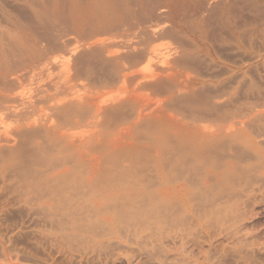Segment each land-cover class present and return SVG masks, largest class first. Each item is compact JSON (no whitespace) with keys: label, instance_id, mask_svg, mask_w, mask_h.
<instances>
[{"label":"bare ground","instance_id":"bare-ground-1","mask_svg":"<svg viewBox=\"0 0 264 264\" xmlns=\"http://www.w3.org/2000/svg\"><path fill=\"white\" fill-rule=\"evenodd\" d=\"M117 6L109 18L86 25L93 33L84 35L89 53L79 57L97 61L126 87L117 95L75 90L79 78L93 74L83 63L39 80L33 95L14 103L5 86L17 82L19 71L1 68L0 121L5 114L15 124L9 138H0V210L13 195L39 221L25 231L0 226L1 260L228 264L231 253L233 264H254L255 252L264 254V230L255 223L264 211V116L252 115L253 105L251 114L235 104L241 115L228 106L224 73L243 84L248 59L227 62L216 44L245 55L247 41L263 30L246 32L236 22V0H119ZM213 19L225 36H211ZM111 32L116 50L107 41L114 39L99 36ZM159 36L172 37L174 47L153 46ZM199 57L223 73H200ZM42 107L47 114H38Z\"/></svg>","mask_w":264,"mask_h":264},{"label":"rangeland","instance_id":"rangeland-1","mask_svg":"<svg viewBox=\"0 0 264 264\" xmlns=\"http://www.w3.org/2000/svg\"><path fill=\"white\" fill-rule=\"evenodd\" d=\"M95 1L94 0L93 1L92 0H0V71H2L4 68L5 69L7 68L6 71H9L10 73L13 71L17 73L19 71L17 73V75H19L17 82L15 80H11L12 84L10 82L9 85L6 84L5 86L6 90L8 91L13 90L12 92L10 91L11 93H13V95L10 93L12 96L15 97L17 96L16 98L15 97L13 98V100H15L14 103H16L17 101L16 99H18L19 101H23V98H25L26 100L27 99L26 97L33 95L36 91L34 88H37L36 84L38 83L39 80L41 82V80L45 81V79L47 80L48 78H52V77L55 78L56 76L65 74L67 71H70V73H72L76 67L75 66L76 64L81 65L83 63L91 66L93 70V74L89 78H79L75 82L77 84L76 88H74L75 90H79V91L87 90L90 92H94V95H96L95 92H97V94L112 93L114 95H117L123 90V88H126L122 86L119 81H115L112 75H109V73L105 71L102 72L101 70H99L100 66H98L97 61L93 60L90 62L83 60L82 63H79L80 62L79 57L82 55L85 56L87 55V53H89V50L86 49L85 46H83L85 43L90 41L88 39H85V36H87L88 33H92L90 32L88 27H86V25L88 26L89 22L93 23L97 21L98 19H100V16L101 19L104 17L109 18V16L106 15L115 12L116 9L118 8L117 4L119 2V0H111V1L95 0ZM228 1L229 0H218V2H220L221 4L227 3ZM213 5L215 4L213 3ZM110 8H112V10ZM89 14L91 15V17ZM70 16L73 18V21L70 18ZM83 16L86 18H84ZM80 17L83 19H81ZM234 19L236 20L237 23L240 24V26L245 27L244 29H246V32L247 31L250 32L251 30L255 31L256 29H258V30H263V35L259 33L257 36H255L254 33L250 41V44H249V40L247 41L246 44L247 52L245 55L240 51H238V49H235L234 46L221 43L220 40L217 41L216 50L218 56L221 55L219 56L220 58L226 60L227 62L229 60L230 63L231 61L237 62L236 60H238L239 62L241 58L242 59L244 58L245 60V57L246 60L248 59L246 61L247 62L246 75L243 84L238 82V78L236 77H234L233 79L231 78V76L233 75L235 76L236 74L228 75L226 73H224L225 76L223 74L222 77L223 76L225 77L224 80L227 79L226 82L227 81L229 82L230 78L232 79L229 82L230 87L228 85V82L227 83H225V81L224 83L222 82L225 86L222 83L221 84L222 87H224L225 91L227 92L230 91L232 93V98H231L232 103L230 102L228 106H230V108L231 106L233 107V105L235 106L234 108L236 109H234V111L236 112L233 111L234 114L236 113L235 115H239V114L241 115L243 111H248V110L249 113H251L252 109L257 108L255 109V111L253 110L254 112L253 114L252 113L251 114L254 115V113H256L257 111H258L257 113H259V110H261L260 113L263 111L261 115L264 116V106H263L264 105V0H248V1L236 0ZM210 33L212 37H220L226 35L225 30L221 26H219V24L215 19H213V21L211 22ZM112 35L113 34L111 32L110 34L100 33L99 36H101V38L108 37L114 39L115 41L114 40L111 41L107 40V41L110 44V49L116 50L119 47L116 45V38ZM168 37L169 36L167 37L159 36V38L157 39L155 38L153 40L154 42L152 41L151 43L154 44L153 46H157V47L160 46L158 47L160 49L162 48L167 49L168 46L169 48L170 47L172 48L174 47L173 45H175V41L173 40L172 37L169 38ZM257 49L260 50L259 53L262 54V56L259 58L254 55L255 52L257 55L258 53ZM70 50H72L71 53ZM70 54H72V56L69 57ZM253 55L255 56V58ZM32 60L34 62H32ZM208 63L210 64V62L207 59H204L203 57H199L196 61L195 67L200 73L203 74L204 73L207 74V72H210L208 74L221 75L223 73L224 69L222 70V67L215 66V68H213L214 66L212 64H211L212 66L211 65L209 66ZM29 65L31 66L33 65L32 66L33 68L30 67V70H29ZM23 67L25 69H23ZM139 67L143 68L144 66L143 67L139 66ZM35 70L36 72H34ZM29 71L31 72L29 73ZM32 71L34 72V75L35 74L37 75L39 73L38 74L39 76L37 75L38 76L37 77L33 75L32 77L33 74ZM9 78L12 77L9 76ZM9 86L11 89H9ZM130 87L131 85L127 83V88ZM14 91L17 92L18 94H15ZM28 92H30L31 94H29ZM245 92L246 95L244 94ZM64 95L65 94H59L58 96L62 97ZM155 98L156 96L154 97V99ZM221 101H223L224 103L223 98L221 99ZM239 101H244V103L242 102L241 104H239ZM245 101L247 102V104H245L246 103ZM235 104L244 106V109L243 107L239 108ZM244 104L247 105V107H245ZM252 105L254 108H252ZM42 106L45 107V105ZM44 107H42L43 108L42 111L39 110V112L42 113V114L38 113L39 115H45L48 113L46 109L47 107L45 108L46 110H44ZM238 108L242 109L243 111L242 112L239 111L240 113H237ZM249 108L251 109V112ZM36 113L33 114L34 117L36 116L38 117V115H35ZM246 113L249 114L248 112ZM2 117L3 118L0 121V123L3 122L4 125H6V128H4L5 126L3 125V123L0 124V133H1L0 138L6 139L7 138L6 136H8L9 138L11 133L13 132L15 119L12 116H8V115L5 116V114H3ZM209 121L210 120L204 119L202 123H206ZM14 198L15 196L9 195L10 200L8 204L10 205L6 204V207L0 210V213L3 212L2 214H0V223L1 220H3L2 222L4 223V224L1 223L2 225H0L1 227L3 226L2 227L3 229L1 227L0 229H2V231H7V229L4 230L5 228H8V230H10L11 227L16 228L14 229V231H25V230L34 229L36 227L35 225L37 224L36 221L39 222L38 220H36V215L34 214L35 216H33L32 213L29 214L30 216L27 215V212L21 206L22 203L16 200L17 197L15 199ZM262 201L260 202L261 206L264 205ZM263 208H261V210ZM261 213L263 215L261 214L257 215L256 220L259 217L260 218L255 223H259L257 224V226L260 228L263 227L264 230V211H262ZM2 215L4 216V218ZM26 219L28 223L26 222ZM29 223L30 225L31 224L33 225L32 227L28 225L31 228L27 227V224ZM8 225L9 227H7ZM14 225L16 227H14ZM22 225L23 226L26 225L28 229L25 226L23 228ZM260 235L263 236L264 234L262 233ZM18 239H21V237H19ZM233 256L234 254L230 253V256L227 257L228 260L225 259V261L228 262V264H233L234 262H236L233 261ZM1 258H0V264H31L32 261H35L34 260L35 258H33V260L32 261L29 260V262L28 260L26 261V259L23 261L21 259H19L18 261L13 260V262H11L12 259L14 258H11V260L8 258H4L6 259L5 261L4 259L1 260ZM258 258L261 261L258 260ZM234 260H236V258ZM254 260L258 262L256 261L254 262ZM1 261L4 262L2 263ZM37 262L38 261H35L32 264H38L39 262L38 263ZM252 262L254 264H264V254L256 251L254 254V258L252 259Z\"/></svg>","mask_w":264,"mask_h":264}]
</instances>
